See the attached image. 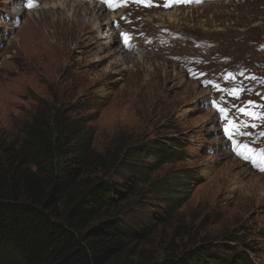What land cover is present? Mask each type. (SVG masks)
Listing matches in <instances>:
<instances>
[{"label":"rangeland","instance_id":"374dc122","mask_svg":"<svg viewBox=\"0 0 264 264\" xmlns=\"http://www.w3.org/2000/svg\"><path fill=\"white\" fill-rule=\"evenodd\" d=\"M52 1L27 11V0H0V144L21 138L41 102L69 110L71 121L92 118L86 126L97 153L107 161L125 159L128 150L140 157L126 161L129 170L114 167L108 179L129 182L112 210L116 218L140 236L152 229L131 245L133 259L160 260L202 246L222 259L248 249L264 264V175L250 159L237 160L224 138L232 114L218 94L230 71H242L260 79L253 99H261L264 0L173 1L157 9L142 1L129 8V23L121 13V26L113 27L119 40L129 30L139 43L124 56L114 53L120 41L102 48L107 30L95 35L89 4L44 6ZM240 91L224 99L234 105ZM215 106L225 109L222 123ZM173 140L185 155L154 169V148ZM261 160L264 146L255 162ZM172 184L186 199L181 208L165 198L162 188Z\"/></svg>","mask_w":264,"mask_h":264},{"label":"trees","instance_id":"16d2710c","mask_svg":"<svg viewBox=\"0 0 264 264\" xmlns=\"http://www.w3.org/2000/svg\"><path fill=\"white\" fill-rule=\"evenodd\" d=\"M65 110L41 102L21 138L0 144V264H257L248 249L222 259L202 246L160 260L133 259L131 245L152 229L140 236L116 218L112 210L129 182L108 179L118 165L140 157L128 150L125 159L107 161L93 148L86 126L92 118L71 121ZM184 147L160 143L151 166L172 163ZM162 189L178 208L186 203L173 184Z\"/></svg>","mask_w":264,"mask_h":264},{"label":"bare ground","instance_id":"6f19581e","mask_svg":"<svg viewBox=\"0 0 264 264\" xmlns=\"http://www.w3.org/2000/svg\"><path fill=\"white\" fill-rule=\"evenodd\" d=\"M35 1L38 2L40 0H35ZM46 5L49 6V8H53V9L59 8V7L63 8V9H66L68 7V0H54V1L50 2V5L44 3V6H46ZM74 6H77V5L74 3ZM20 9L23 10L24 8L22 7ZM88 10H91L92 13H90ZM88 10L86 12H89L90 18L87 17L89 19V20L88 19L87 20L90 21V23L93 24V26H94L93 31L96 33L95 35L97 36L100 33V30L103 27H104V29L106 28V30H107V34H105L104 36L102 35V38L106 39V41L104 42L105 45H104V47H102L103 49L111 48V46L114 43H116L117 41H120L119 37H117V34H116V32H115V30L113 28V24H112L113 23L112 22L113 17H111L109 14H107L103 7H101V6H99L98 4H95V3H89ZM72 12L70 13L69 17H72ZM109 25H111L110 28H109ZM106 30H104V31H106ZM137 50H138V48L135 49L134 51H137ZM114 53H119V54H121V56L131 54L129 51H126L122 46L117 48V50L114 51ZM124 68H125V66H124ZM212 130H216V129H212ZM256 183L258 184L259 181L256 180ZM260 188H261V186H260ZM253 189H256V187L254 186L251 190H253ZM261 190H262L261 192L264 193V186H263V188Z\"/></svg>","mask_w":264,"mask_h":264},{"label":"snow or ice","instance_id":"6c2138e0","mask_svg":"<svg viewBox=\"0 0 264 264\" xmlns=\"http://www.w3.org/2000/svg\"><path fill=\"white\" fill-rule=\"evenodd\" d=\"M111 6V5H110ZM220 112H224L225 111V109L224 108H219L218 109ZM241 111H245L244 109H241ZM246 114H251V113H246Z\"/></svg>","mask_w":264,"mask_h":264}]
</instances>
